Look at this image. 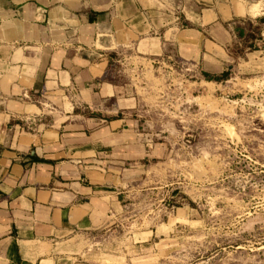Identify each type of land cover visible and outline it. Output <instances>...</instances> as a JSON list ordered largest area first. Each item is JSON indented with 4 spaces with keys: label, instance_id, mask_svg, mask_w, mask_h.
<instances>
[{
    "label": "crops",
    "instance_id": "1",
    "mask_svg": "<svg viewBox=\"0 0 264 264\" xmlns=\"http://www.w3.org/2000/svg\"><path fill=\"white\" fill-rule=\"evenodd\" d=\"M170 8L179 0H0V264H82L73 238L109 224L125 172L160 156L106 79L118 49L173 47L217 72L228 31L206 28L211 9L182 26Z\"/></svg>",
    "mask_w": 264,
    "mask_h": 264
},
{
    "label": "rangeland",
    "instance_id": "2",
    "mask_svg": "<svg viewBox=\"0 0 264 264\" xmlns=\"http://www.w3.org/2000/svg\"><path fill=\"white\" fill-rule=\"evenodd\" d=\"M191 2L166 14L188 26L191 11L214 12L206 28L230 34L217 72L173 47L116 51L106 79L162 152L125 172L109 224L73 238L75 263L264 264V0ZM219 2L241 13L221 16Z\"/></svg>",
    "mask_w": 264,
    "mask_h": 264
}]
</instances>
